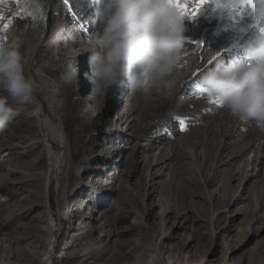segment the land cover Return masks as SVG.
<instances>
[{
    "label": "rangeland",
    "instance_id": "374dc122",
    "mask_svg": "<svg viewBox=\"0 0 264 264\" xmlns=\"http://www.w3.org/2000/svg\"><path fill=\"white\" fill-rule=\"evenodd\" d=\"M85 1L79 0L81 4L76 7ZM92 2L94 7L95 0H87L84 6ZM0 5V29L4 24L9 25L0 31V43H4L19 31L21 19L15 16L11 0ZM52 6L45 22L47 35L39 54L41 63L49 67L52 80L59 84L67 105L62 123V132L68 139L66 161L69 168L65 177H69L65 192L70 193L74 179L72 169L79 158L94 157L92 165H103L106 161L99 156L102 150L120 148L112 154L113 160L107 162L106 171L98 169L97 173H84L82 180L94 179L97 187L68 196L62 206L65 216L54 220L56 233L46 240L47 221L39 216L41 207L33 206V202L25 205L39 195L41 180L34 175V179L21 184L4 181L14 177L6 174V169H12V165L5 160L14 157V153L3 149L15 142L9 135H24L21 118L26 114V110L18 111L16 100L6 96L17 115L6 131L0 133V264H136L153 253L162 261L183 256L194 264L207 260V264H216L213 258L221 263L219 255L226 249L223 245L226 235L219 232L214 236L212 231L219 230L229 219L227 215L240 206L243 215L234 224L244 229L243 232L232 231L229 243L237 244L246 239V244L232 254L236 255L234 261L264 264V216L250 222L255 210L252 193H256V202L264 209V163L258 164L256 174L241 184L245 198L241 202L231 200L240 186L239 176L245 172L247 160L251 162L255 157L254 149H260L264 155V129L252 121L233 117L217 104H209L204 98L206 94L193 87L202 70L212 65L207 63L208 59L217 52L225 62L249 63L244 45L257 31L250 8L240 4L232 9L214 10L205 5L195 16L184 15L181 18L182 44L187 55L177 70L178 87L174 96L164 98L152 94L146 98L139 92H128L125 87L121 99L108 98L97 112L101 100L89 94L90 82L84 76L89 71L88 53L84 51L98 24L92 19L86 24L84 17L85 33L73 40L69 33L70 21L77 18L70 12L68 0H58ZM194 42H200L204 50L194 48ZM59 47L61 51L56 55ZM76 64L78 83L74 80L69 83L68 76ZM132 116L137 119L132 120L131 125L128 120ZM176 117L184 118L185 130H181ZM24 120L30 122L29 118ZM158 131L163 138L181 139L183 148L192 153L193 161L177 156L180 154L176 151L170 169L165 168V174L153 176V181L159 182L158 189L144 196V190L151 191V186H146L147 171H155L159 166L149 165L155 150L162 145L161 140L156 139ZM235 151L240 156L234 164L223 163ZM35 153H26L17 159L31 163ZM31 167L39 168V162ZM254 167V163H250L248 171ZM196 171L203 174V183L192 178ZM65 172L63 168L61 174ZM55 176L52 172L44 188L48 201L54 195ZM109 176L114 178L109 181ZM191 188L198 196H191ZM99 194L108 203H100ZM81 203H85L84 207L92 204L98 208L104 204L105 215L89 223L94 228L92 234L88 233L87 226L80 229L81 221L73 210ZM223 208L228 210L218 213ZM186 217L191 218L186 220ZM73 234L80 240L70 246ZM87 245L93 246L90 253L82 254ZM180 249H184L183 255H179ZM72 252L75 257L71 258Z\"/></svg>",
    "mask_w": 264,
    "mask_h": 264
},
{
    "label": "clouds",
    "instance_id": "9594fccd",
    "mask_svg": "<svg viewBox=\"0 0 264 264\" xmlns=\"http://www.w3.org/2000/svg\"><path fill=\"white\" fill-rule=\"evenodd\" d=\"M253 19L264 24V3L250 8ZM93 23L98 28L89 37L90 93L99 97L102 109L110 97L121 99L124 88L146 98L157 94L174 96L177 70L185 53L181 17L164 0H95ZM251 63L234 65L218 57L202 70L199 84L206 96L241 121L264 124V34L258 30L244 45ZM27 58L17 46L0 43V91L21 104L35 100L37 82L24 72ZM78 83L77 64L68 82ZM17 111L0 95V133Z\"/></svg>",
    "mask_w": 264,
    "mask_h": 264
},
{
    "label": "bare ground",
    "instance_id": "6f19581e",
    "mask_svg": "<svg viewBox=\"0 0 264 264\" xmlns=\"http://www.w3.org/2000/svg\"><path fill=\"white\" fill-rule=\"evenodd\" d=\"M11 1L13 3L12 10H14V12L16 13L15 16L21 19V22L18 26L19 31L9 40L7 38L4 44L17 46L21 55L27 58V63L24 64V72L26 75H30L36 80L37 91L35 93L34 102L24 103V104H21L18 101L15 102L17 103L16 107L19 109L18 111L26 110V114L21 118V127H22L21 132L24 133V135L21 136L9 135V137H11V139L14 140L15 142L7 145V147H4L5 149H3V151L14 153L15 158L12 156L8 158L6 156L8 159H5L7 163H11L10 165H12L11 166L12 169H10V167H8L9 169L8 168L6 169L7 171L6 174L8 176L13 175L14 177L12 178L10 177L11 180L4 179V181L11 182L13 184H21L23 182H27L34 179L33 177L34 175L36 178H39V180H41L39 195H37L33 199V201H28L25 205H28L30 202H33L32 203L33 206L41 207V213L39 216L40 218H43L45 222L47 221L46 222L47 230L45 232V239L48 240V238L50 236L52 237L57 230V227L54 226V220L58 221L59 218H63V216H65V213L62 210L63 208L62 206L65 203V200L68 198V196L70 197L72 195H76L80 192H83V190L87 188L97 187L95 185L96 180L94 179L91 181L82 180L84 173L88 171L97 173L98 169L101 170V172L106 171L107 162H111V160H113L112 154L117 149H119L120 146L105 147L102 150L99 156H101L102 160L106 161V163H104L103 165L100 164H96L95 166L92 165L94 157L82 156L81 158H79V160L73 166L72 169L74 179L71 183V188L69 191L70 193L65 192L66 191L65 186L68 180L67 178L69 177V176L67 178L65 177L68 172L67 170L69 168V163L68 161H66V146L68 143V139L67 136L64 135L62 132V123L67 105L65 104L63 96L61 95L59 84L55 83L52 80V77L49 74V67L41 63V54H39V51L42 50L41 46L43 47L44 45L43 44L44 38L47 35L45 22L48 18V13L50 12V10H52L51 6L54 5L55 2H57L58 0H43V6L47 9V18L44 22H39L38 26L35 28L30 27L31 19L26 15H23L21 10L17 8L14 0ZM86 1L83 3V5L79 6L77 9L81 13L80 15L87 12L85 14V23L87 24L88 21H90L93 17L94 7L91 6L93 5V2L87 6H84V4H86ZM70 23L71 24L69 27L70 28L69 33L71 32L73 40L75 38H79V34L85 33V30L83 31V29H85L86 26V24L84 25V22L80 23L78 20H73L70 21ZM60 51L61 50L59 47L56 51L57 53L56 55H59ZM0 94L5 95V97L8 96V94L5 91H0ZM9 100L10 99H8V102ZM24 118H29L30 122L26 123ZM135 119H137V117L132 116V118L128 120L129 124L132 125V120L134 121ZM161 135L163 134L160 131H158L156 135V139L161 140L162 145L157 147V149L155 150L152 156V160L149 163L150 167L152 165H159V166H157L155 171H150L148 169L146 174V181H147L146 186H151V191L144 190V196L150 195L152 192H155L158 189L159 182L153 181L155 179L153 176L165 174L164 172L165 168L170 169L171 160L174 158V156L177 155L176 151L179 152L180 154L177 156H180L181 158H186L190 160L193 159L192 153L183 148L181 139L174 141L171 138H163L161 137ZM165 139L166 141H164ZM254 150L256 151L255 154L253 155L255 157L251 159V162H249L250 159L247 160L246 162L247 164L245 165V169H244L245 172L239 176L240 186L238 187L237 191H235V193L231 196V200H234L235 202H241L245 198L243 196L244 186H242L241 184L248 181L252 176L256 174V172L254 171L255 169H257L256 166L258 164L263 165L264 163V155L262 154V151L260 152L259 151L260 149L259 150L254 149ZM31 152L32 153L36 152L33 158L31 159V163L29 161H22V159H17L20 156L25 155L26 153L31 154ZM239 156H240L239 152L236 151L232 152L228 156L229 158L223 163H225L226 165H232ZM13 161L16 162V165H14L15 163L13 164ZM35 162H39L40 167L37 169L31 167V165H34ZM250 163H254L255 166L251 172L248 171V166H250ZM63 168L66 170V172L63 173L62 175L61 173ZM52 172L53 174L56 173L57 177L56 176L55 177L57 182L53 186L54 195L52 196L50 201H48L47 194H45L44 192V188L46 183L50 180L49 176L51 175ZM107 175L110 174L107 173ZM202 177L203 174L196 171L195 175L192 178L194 179V181L198 183H203ZM112 178L114 177L109 176L108 178L109 181H111ZM109 181H107V184H110ZM149 181H152V183H150ZM240 188H242V190H239ZM189 192L191 193V196H198V193L194 191L193 188H191ZM99 196L101 199L100 203L103 202L108 203L107 199L104 201L105 198H102L101 194H99ZM251 198L255 202L254 203L255 210L250 222H256L261 216H264L263 215L264 209L256 202L257 199L256 193H252ZM84 205L85 203L77 204L76 207L73 208V210L77 211L76 216L78 217L79 221H81L80 229L87 226L88 233L92 234L94 228L89 226V223L99 221L100 216L105 215V210L103 208L104 204L101 206V208H98L97 206H93L92 204L91 205L89 204V207L88 206L84 207ZM193 205L194 204H192V206ZM227 210H228L227 208H223L218 210V213ZM240 215H243L241 206L236 208L233 214L227 215L229 219L225 221L224 225L220 227L219 230L212 231V235L217 234L219 232H221L223 236L226 235V238H224L223 240V245L226 247V249L224 250L223 253H220L219 255V257H222L221 263L213 258V262H216V264H240L234 261L236 255H232V254L238 252L246 244L245 243L246 239H242L241 241L237 242V244L229 243L231 238L229 234L232 231L236 230V232H243L244 227H241L239 224L237 225L234 224ZM190 218L191 217H186V220H189ZM101 236H105V234H102ZM76 237L77 236H74V234L70 236V241L68 243L70 246L74 243L78 244L77 242L78 240H80V238L78 239ZM242 238H244V233L242 235ZM188 245L189 244L186 245L187 248L189 247ZM91 246L92 245H87L83 249L82 254L87 255V253H90L89 249ZM183 250L184 249H180L178 251L179 255H183L185 253V251ZM215 252L216 251H213V253ZM70 257L71 258L75 257L73 252L71 253ZM208 261L209 260L203 263L199 262L197 264H207ZM86 264L88 263L86 262ZM136 264H194V263H190L189 261L184 260L183 256L181 258L177 257L172 261L169 259L162 261L161 258L156 253H153V254H149L148 258H142Z\"/></svg>",
    "mask_w": 264,
    "mask_h": 264
},
{
    "label": "snow or ice",
    "instance_id": "6c2138e0",
    "mask_svg": "<svg viewBox=\"0 0 264 264\" xmlns=\"http://www.w3.org/2000/svg\"><path fill=\"white\" fill-rule=\"evenodd\" d=\"M6 0H0V4H4ZM18 9L21 10L23 15H26L31 19L30 27H37L39 22H44L47 18V9L43 6V0H14ZM171 8L175 9L177 14L182 18L186 14L195 16L202 6L210 5L214 10L222 9H232L237 5L243 4L247 5L249 8L254 7L257 2L264 3V0H164ZM8 24H4L0 31H4L8 28ZM256 29L264 34V24H261L259 20L256 21ZM195 47L203 51V46L200 42H194ZM187 55V52L184 53ZM220 57V53L217 52L208 59L207 63L209 65ZM249 63H251V58L248 57ZM197 73H193L196 76ZM193 87L204 92L196 80L193 82ZM209 104H217L219 106V101L216 98H209L207 101ZM177 121L181 126V130L186 129L184 118L176 117ZM260 127L264 129V124Z\"/></svg>",
    "mask_w": 264,
    "mask_h": 264
}]
</instances>
